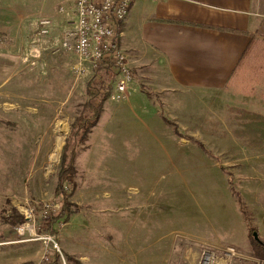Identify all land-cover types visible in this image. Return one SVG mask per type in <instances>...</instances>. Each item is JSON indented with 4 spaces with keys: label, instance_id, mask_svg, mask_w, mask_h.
I'll list each match as a JSON object with an SVG mask.
<instances>
[{
    "label": "rangeland",
    "instance_id": "obj_1",
    "mask_svg": "<svg viewBox=\"0 0 264 264\" xmlns=\"http://www.w3.org/2000/svg\"><path fill=\"white\" fill-rule=\"evenodd\" d=\"M72 6L73 0H0V264H53L58 255L57 264H197L204 250L226 247L264 260L253 254L254 240L264 243V170L247 169L264 165V151L253 154L241 139L255 133L243 136L230 120L235 101L227 93L181 100L150 67L131 66L146 102L137 98L130 109L118 108L127 101L105 100L79 147L70 222L55 236L36 217L34 234L54 237L60 252L20 234L26 223L3 219L14 209L25 222L30 205L57 200L65 142L92 78L77 79V58L57 53L63 32L74 28L59 26L74 20ZM42 19L56 27L37 37ZM104 73L96 78L106 92L115 76ZM130 229L148 231L145 247L131 244ZM47 251L50 262L43 260Z\"/></svg>",
    "mask_w": 264,
    "mask_h": 264
},
{
    "label": "crops",
    "instance_id": "obj_2",
    "mask_svg": "<svg viewBox=\"0 0 264 264\" xmlns=\"http://www.w3.org/2000/svg\"><path fill=\"white\" fill-rule=\"evenodd\" d=\"M73 8L70 10L74 12ZM73 14L74 20L59 26L64 29L74 26L76 14ZM120 28L119 47L130 56L134 70L141 67L159 70L170 84V91L180 94L181 100H184L181 94L201 96L203 100V96L214 97L225 92L235 101L230 104L236 112L230 116L231 121L237 126L252 122L264 130V3L261 0L138 1ZM3 33L0 32V38ZM56 38L52 41L54 45ZM58 44L59 47L61 41ZM63 54L66 57L70 53ZM145 97L135 81L128 104H119L118 108L127 105L123 107L132 109L133 101L139 98L146 102ZM190 105L182 107L189 110ZM254 133L257 134L246 139L264 140V135ZM244 149L258 155L264 151V145ZM257 166L250 165L247 169L253 173L264 170V165ZM148 235L147 230L131 229L126 234L136 247H145Z\"/></svg>",
    "mask_w": 264,
    "mask_h": 264
},
{
    "label": "built area",
    "instance_id": "obj_3",
    "mask_svg": "<svg viewBox=\"0 0 264 264\" xmlns=\"http://www.w3.org/2000/svg\"><path fill=\"white\" fill-rule=\"evenodd\" d=\"M76 22L73 30L63 32L60 48L57 52H70L77 58L73 66V73L77 79L95 75L108 66L113 67L115 79L108 86V99L120 103L128 101L130 88L135 83L136 75L131 68L126 53L120 47H115L116 34L120 25L130 14L133 5L138 1L147 0H73ZM155 2L162 0H152ZM67 9L61 6L60 14ZM52 19H42L39 22L37 37L48 35L52 29ZM99 77V75H97ZM61 207L59 199L54 203H44L40 207L32 204L24 211L26 226L19 228L20 234L26 232L35 236L38 241L54 243V250L59 247L54 237L49 235L37 236L36 217L46 219L51 213L57 212ZM51 253L47 251L43 260L50 262ZM181 264V263H180ZM197 264H264V260L252 259L237 250L235 247H226L216 250H204Z\"/></svg>",
    "mask_w": 264,
    "mask_h": 264
},
{
    "label": "trees",
    "instance_id": "obj_4",
    "mask_svg": "<svg viewBox=\"0 0 264 264\" xmlns=\"http://www.w3.org/2000/svg\"><path fill=\"white\" fill-rule=\"evenodd\" d=\"M120 33L121 28L118 29L116 34L115 47L117 48L120 46ZM102 72H105L102 77L113 74V67L110 65L107 68H104L102 71H99V73L92 75V78L88 81L86 89L87 100L83 104L81 112L72 123L71 132L65 142L61 168L58 174V184L55 190V196L60 200L61 207L57 212L51 213L48 218H39L42 231L51 235L58 236L59 226L68 224L77 211V206L71 199L76 186V159L79 155V147L87 140L92 129L98 125L104 111L105 100L108 99L107 93L101 91L104 86V81L96 78L97 75H100ZM162 119L165 123L171 125V122L164 115H162ZM251 120L253 119H250V121ZM251 125H255L256 129H251ZM239 132L243 133V136L245 134L249 135L252 132H258L259 136L264 135V130L252 122L246 125H241ZM241 139L245 145L250 147L264 145V140ZM3 219L13 226H19L24 223L23 217L14 209L11 216H3ZM254 244L257 250L256 252H253V254L256 257L264 258V243H259L254 240ZM67 258L69 257H66V259ZM54 260V263L57 264L60 261V256L58 255Z\"/></svg>",
    "mask_w": 264,
    "mask_h": 264
},
{
    "label": "bare ground",
    "instance_id": "obj_5",
    "mask_svg": "<svg viewBox=\"0 0 264 264\" xmlns=\"http://www.w3.org/2000/svg\"><path fill=\"white\" fill-rule=\"evenodd\" d=\"M62 140H59L58 142V148H57V153L59 154L60 150H61V147H62ZM57 158V157H56Z\"/></svg>",
    "mask_w": 264,
    "mask_h": 264
},
{
    "label": "water",
    "instance_id": "obj_6",
    "mask_svg": "<svg viewBox=\"0 0 264 264\" xmlns=\"http://www.w3.org/2000/svg\"><path fill=\"white\" fill-rule=\"evenodd\" d=\"M256 238H257V236H256ZM257 240H258L257 242L262 243V242L259 240V238H258Z\"/></svg>",
    "mask_w": 264,
    "mask_h": 264
}]
</instances>
